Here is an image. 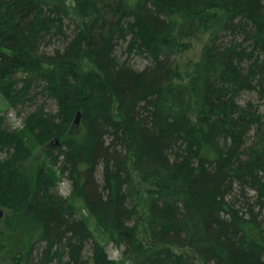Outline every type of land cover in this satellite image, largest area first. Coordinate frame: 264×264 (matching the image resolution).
<instances>
[{
  "label": "trees",
  "instance_id": "obj_1",
  "mask_svg": "<svg viewBox=\"0 0 264 264\" xmlns=\"http://www.w3.org/2000/svg\"><path fill=\"white\" fill-rule=\"evenodd\" d=\"M0 94L56 104L21 134L0 109L2 222L31 227L11 264H264V0H0Z\"/></svg>",
  "mask_w": 264,
  "mask_h": 264
},
{
  "label": "rangeland",
  "instance_id": "obj_2",
  "mask_svg": "<svg viewBox=\"0 0 264 264\" xmlns=\"http://www.w3.org/2000/svg\"><path fill=\"white\" fill-rule=\"evenodd\" d=\"M68 4H71V0H68ZM206 37V34L204 32L198 33L193 39L189 41V47L186 49L177 59L178 62L182 67L190 61L195 60L198 57L201 45ZM54 45H42L41 50L44 52H52ZM147 60L140 58V57H133L130 61V65L133 69L136 70H142L146 66ZM242 99L240 102L243 103L246 100H256V95L252 92L245 93L242 95ZM44 103L43 107L44 110L48 113H53L56 111V104L53 100L47 99L44 96L37 95V97L34 99L33 102L27 101L22 106H20L19 110L14 111L11 108H8L5 105V102L0 94V109L2 111V114L5 117V127L9 130L16 129L21 134V130L23 129V119L27 116L29 112L35 109L37 104ZM23 137L24 134H23ZM24 140L26 143L31 145V142L25 137ZM43 148H34L31 152V155L27 159V161L24 163V168L27 173L33 174V171L35 167L39 163H45L44 157H43ZM4 156V153L1 155V157ZM47 164H49L47 162ZM47 167H50L48 169L50 175L53 177V179L56 182V192L61 197H71L70 194V184L69 182L64 178L61 177L58 171L50 165ZM97 181L100 182L101 178L99 177V173L97 176ZM3 210V217L0 219V264H11L12 263V256L16 252H22L28 248L29 242L31 240V227L29 225V222L26 221L24 226L21 224L19 225V229L15 232H10L8 229L5 228V225L3 224V218L5 216L11 215L10 211L1 207ZM264 214V209H263ZM84 215L85 212H82ZM21 221H19L20 223ZM22 227V228H20ZM106 251L110 259L112 260H120V252L115 249L112 245L108 244L106 246ZM85 254L87 255V248L85 251Z\"/></svg>",
  "mask_w": 264,
  "mask_h": 264
},
{
  "label": "water",
  "instance_id": "obj_3",
  "mask_svg": "<svg viewBox=\"0 0 264 264\" xmlns=\"http://www.w3.org/2000/svg\"><path fill=\"white\" fill-rule=\"evenodd\" d=\"M79 115H80V113L77 112L76 115H75V119H74V122H75V123H78ZM57 143H58V141H56V144H57ZM2 217H3V210H2V208H0V219H1Z\"/></svg>",
  "mask_w": 264,
  "mask_h": 264
},
{
  "label": "bare ground",
  "instance_id": "obj_4",
  "mask_svg": "<svg viewBox=\"0 0 264 264\" xmlns=\"http://www.w3.org/2000/svg\"><path fill=\"white\" fill-rule=\"evenodd\" d=\"M75 123V122H74Z\"/></svg>",
  "mask_w": 264,
  "mask_h": 264
}]
</instances>
